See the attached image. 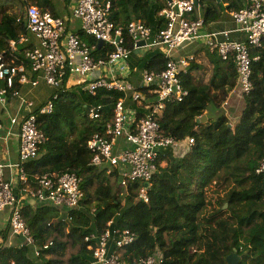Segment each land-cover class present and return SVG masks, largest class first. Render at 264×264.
<instances>
[{
	"label": "trees",
	"instance_id": "16d2710c",
	"mask_svg": "<svg viewBox=\"0 0 264 264\" xmlns=\"http://www.w3.org/2000/svg\"><path fill=\"white\" fill-rule=\"evenodd\" d=\"M101 1H110V19L124 29L128 48L132 44L126 28L132 21H141L155 35L165 28L160 12L168 0ZM246 1L201 0L200 9L191 19H202L210 25L225 10L243 9ZM30 2L58 17L71 3ZM25 4L24 0H0V54L9 61L16 55L10 51L11 41L26 33L25 21L18 22L24 16ZM15 8L18 11L12 12ZM79 35L95 47L96 58L113 50L107 45L99 47L94 38L82 32ZM205 47L203 44L201 49ZM204 51L213 66L209 80L193 76L199 69L193 56L188 74L182 77L189 96L181 103L168 104L158 115L166 135L179 142L193 139L194 144L184 156L175 155L170 148L163 150L149 186L135 183L126 189L117 170L109 173L91 165L88 143L94 135H103L115 104L124 94L100 90L91 95L84 84L67 88L68 74L63 89L51 90V99L58 95L53 113L41 115L42 104L29 114L37 117L38 128L49 140L40 147L38 158L24 168L32 181L36 176L75 173L82 179L84 197L79 208L72 210L30 201L20 204L22 217L40 250L39 258H34L28 248L6 246L12 209L0 213L5 214L1 220L7 224L0 230L1 264H93V249L107 231L109 255L116 254L127 264L150 255L162 256L163 264H226L231 254L242 257L240 264H264V174L257 173L264 160V42L251 51L252 91L243 95L244 107L235 124L221 106L238 87L236 64L233 59L223 61L218 54H211L207 47ZM167 60L159 47L143 54L134 52L129 80L141 81L145 70L162 72ZM20 62L27 64L23 56L14 63ZM17 83L15 88L20 89ZM148 97L153 101L157 98L150 95L142 103L134 102L131 96L126 100V107L135 111L137 120L150 112L146 108ZM209 105L216 106L213 110L217 119L208 117L202 123L200 119ZM98 106L102 107V118L91 120L90 110ZM141 188L146 189L147 203L140 197ZM125 230L135 234L136 240L119 249L117 242ZM92 236L95 239L86 242Z\"/></svg>",
	"mask_w": 264,
	"mask_h": 264
},
{
	"label": "built area",
	"instance_id": "2783aa9c",
	"mask_svg": "<svg viewBox=\"0 0 264 264\" xmlns=\"http://www.w3.org/2000/svg\"><path fill=\"white\" fill-rule=\"evenodd\" d=\"M200 1L168 0L160 12L166 21L165 28L156 35L141 21H132L126 28L132 44V48H128L125 45L124 29L110 19V1L76 0L70 17L64 19L24 0V16L18 22L21 19L25 21L26 33L18 40L11 41L10 51L23 53L32 74H40L46 85L55 89L64 88L68 74L80 78L85 83V91L91 95L100 90L124 94V98L115 104L112 118L103 135H94L88 143V150L92 156L91 165L108 169L109 173L117 170L120 183L126 189L135 183L149 186L158 171V161L163 150L170 148L175 155L184 156L194 144L193 139L179 142L166 135L159 122L158 115L163 113L168 104L181 103L189 96L182 77L188 74L192 58L175 57L173 54L178 48L192 40H203L211 54H218L223 61L233 59L238 73L237 88L242 97L252 91L251 51L261 48L264 42V0H247L243 9L231 11V17L238 26L236 32L246 36L243 41L230 39V32L204 33V21L191 19L195 10L200 9ZM68 20L78 22L82 33L94 38L97 43L102 41L103 46L107 45L113 50L96 58L95 47L89 46L79 34L66 32ZM32 39L37 41V47L30 46ZM140 42L145 45L139 46ZM155 47H159L168 59L164 70L160 73L145 70L138 84L130 81L133 73L130 65L132 54H143ZM258 59L255 58V61ZM29 76L23 62L15 64L0 54V105H4L10 95L20 98L15 91L16 81L21 85L31 84L36 87L38 81H32ZM150 95L157 96L154 101L148 97L146 108L150 112L137 120L135 111L126 107L127 98L131 96L134 102L142 103ZM57 99L58 95L48 101L40 114H52ZM89 118L101 119L102 107L92 108ZM11 123L20 126V164L15 166L18 171V187L6 180L5 166L0 161V213L12 209L9 236L19 242L16 246L9 244L7 247L28 248L34 258H39L40 250L22 217L20 204L32 200L63 210L79 208L84 197L81 191L82 179L75 173H65L59 176H36L33 181L30 180L24 165L38 158L40 147L49 139L38 128L35 115L25 117L20 123L17 118H13ZM257 173L264 174V160ZM139 193L147 203L149 199L146 189L141 188ZM109 236L110 232L107 231L97 240V247L93 249V264H127L118 255H109ZM93 239L94 236L87 237L86 242ZM135 240V234L125 230L117 242V248L130 246ZM44 249H48V246ZM163 263L164 258L160 255H150L135 262Z\"/></svg>",
	"mask_w": 264,
	"mask_h": 264
},
{
	"label": "crops",
	"instance_id": "0c3cea01",
	"mask_svg": "<svg viewBox=\"0 0 264 264\" xmlns=\"http://www.w3.org/2000/svg\"><path fill=\"white\" fill-rule=\"evenodd\" d=\"M70 5L68 9H64V15L60 16L64 19H67L71 15L72 9L75 7L76 0H70ZM204 33H220V32H230V39L232 40H245L246 36L245 34L236 32V29H238V26L235 27V24L231 17V11L225 10L221 14V18L216 21L213 24L205 25ZM67 33H77L80 34V24L78 22H72L68 20L67 22ZM220 39H223L222 37ZM202 41V40H201ZM203 44L205 46V43L203 41ZM38 43L36 40H31V47H37ZM29 46V47H30ZM20 56H23V53L18 51L16 52V55L14 57L13 62L19 61ZM176 57V56H175ZM177 58H188V57H177ZM192 58V57H190ZM20 64V63H19ZM211 64V63H210ZM28 72L30 73V79L32 81H38V85L36 87H33L31 84H25L21 85L19 83L20 89H16L15 91L19 93L20 98L13 97L10 95L4 105H0V161L5 166L4 172H5V178L8 182L12 183L15 187H18V171L16 169V165L20 164V126L19 124L12 125L11 120L13 118H17L19 123L22 119L27 117L29 114H31L35 108L41 106L42 104H47L48 101L51 100L50 94H45L43 92V88H50L51 90L54 88H51L46 85L44 80L41 78L40 74H32L31 68L29 67V63L25 64ZM211 72L213 69V66H210ZM131 77V76H130ZM138 80H135V84H138ZM78 84H84L80 78L77 76H70L67 81V88H70L72 86L78 85ZM2 84L0 83V87ZM19 90V91H18ZM242 95L240 93L239 88H236L233 90L230 94V98L228 99L227 103L229 101L233 104L232 108H236V102L239 100H242ZM44 105V106H45ZM231 115L234 113L229 112ZM241 115V114H240ZM234 123H237L239 120H234ZM32 204H35L37 202L30 200ZM5 214H0V230L3 229L4 226L7 224L2 222L1 219H4ZM6 217V216H5ZM19 242L16 238H11L10 236L6 242L7 245H14L16 246ZM0 243H2V239L0 240ZM9 247V246H8Z\"/></svg>",
	"mask_w": 264,
	"mask_h": 264
},
{
	"label": "rangeland",
	"instance_id": "374dc122",
	"mask_svg": "<svg viewBox=\"0 0 264 264\" xmlns=\"http://www.w3.org/2000/svg\"><path fill=\"white\" fill-rule=\"evenodd\" d=\"M31 3V2H30ZM32 4V3H31ZM12 12H17L18 9H12ZM24 12V11H23ZM233 20V19H232ZM234 22V20H233ZM235 27H237V24L234 22ZM201 46H203V40H192L189 42H186L184 45H182L180 48H178L175 52H174V56L176 57H193L194 59V65L199 66V69H196L193 71V76H195L198 80H205L208 81L209 78L211 77V64L210 61L208 59V55H207V51L206 47L204 49H201ZM197 53V54H196ZM196 54V55H195ZM43 92L46 94H50L51 89L50 88H43L42 89ZM237 106L236 108H232V103L229 101L228 105H225V103L221 106L222 109L226 110L227 114L231 111L234 113V115H231L232 120L231 123L235 124L234 120H239L240 118V114H241V110L244 107V104L242 102V100H239V102L237 101L235 103ZM214 108H216V106H211L209 105L208 108L206 109V115L207 117H209L212 121H216V112L213 110ZM229 115V114H228ZM230 116V115H229ZM37 205H42L43 203L37 202Z\"/></svg>",
	"mask_w": 264,
	"mask_h": 264
},
{
	"label": "water",
	"instance_id": "95a60500",
	"mask_svg": "<svg viewBox=\"0 0 264 264\" xmlns=\"http://www.w3.org/2000/svg\"><path fill=\"white\" fill-rule=\"evenodd\" d=\"M138 45L139 46H144L145 43L144 42H140ZM98 46L99 47H102L103 46V42L102 41H99L98 42ZM207 120H208V117L204 115L200 119V122L205 123V122H207ZM225 208H227V205H225ZM241 260H242V257H239L237 254H231V255H229L227 257L226 264H240L241 263Z\"/></svg>",
	"mask_w": 264,
	"mask_h": 264
}]
</instances>
